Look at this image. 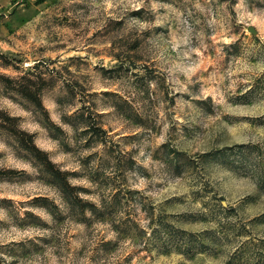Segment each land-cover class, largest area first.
Returning <instances> with one entry per match:
<instances>
[{
  "label": "rangeland",
  "instance_id": "1",
  "mask_svg": "<svg viewBox=\"0 0 264 264\" xmlns=\"http://www.w3.org/2000/svg\"><path fill=\"white\" fill-rule=\"evenodd\" d=\"M0 264H264V0H0Z\"/></svg>",
  "mask_w": 264,
  "mask_h": 264
}]
</instances>
